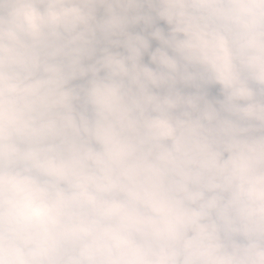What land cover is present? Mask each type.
<instances>
[{
    "label": "clouds",
    "instance_id": "obj_1",
    "mask_svg": "<svg viewBox=\"0 0 264 264\" xmlns=\"http://www.w3.org/2000/svg\"><path fill=\"white\" fill-rule=\"evenodd\" d=\"M0 264H264V0H0Z\"/></svg>",
    "mask_w": 264,
    "mask_h": 264
}]
</instances>
